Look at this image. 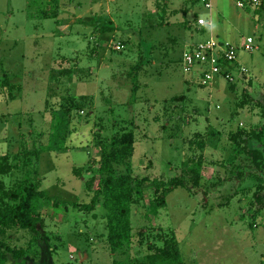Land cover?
I'll list each match as a JSON object with an SVG mask.
<instances>
[{"label":"rangeland","instance_id":"obj_1","mask_svg":"<svg viewBox=\"0 0 264 264\" xmlns=\"http://www.w3.org/2000/svg\"><path fill=\"white\" fill-rule=\"evenodd\" d=\"M162 4L61 0L60 16L42 19L45 10L56 11L48 0H0V89L5 74L19 86L12 89L11 100L0 91V156L19 153L24 143L30 149L47 146L52 125L47 100L56 108L69 94L94 99L89 114L81 113L76 121L69 150L44 152L35 163L40 189L50 198L40 207L42 237L27 258L7 264H135L151 252L143 242L171 233L180 244L182 264H264V192L256 200L260 174L248 153L261 147L250 133L264 127V10L258 14L237 8L232 0H214L209 12L202 3L187 0L198 23L200 16L212 17V28H199L195 21L191 28L184 23L160 27L177 22L161 13ZM212 37L240 48L238 62L248 75L237 74L234 82L220 77L205 87L188 79L183 53ZM248 38L258 48L251 53L243 50ZM143 57V86L131 104L128 73ZM65 68L73 71L60 79L58 72ZM181 95L185 101H172ZM102 120L133 123L132 167H119V175L130 170L135 178L181 177L192 155L190 142L204 138L207 144L201 186L187 178L153 216L149 205L155 195L147 183L144 199L133 207V243L116 254L107 244L102 202L92 214L73 207L91 200L85 188L90 176L79 178L73 170L100 156L93 131ZM119 127L111 126L104 136L112 137ZM241 130L244 135L233 141ZM23 179L22 170L3 178L8 187ZM54 201L63 205L55 207ZM29 238L21 231L13 242L22 247Z\"/></svg>","mask_w":264,"mask_h":264},{"label":"trees","instance_id":"obj_2","mask_svg":"<svg viewBox=\"0 0 264 264\" xmlns=\"http://www.w3.org/2000/svg\"><path fill=\"white\" fill-rule=\"evenodd\" d=\"M60 1L48 0L50 3L49 8H53L56 11L45 10L41 13V18H58L60 16ZM195 1L200 3L199 0ZM163 2L164 5L162 4L159 10L162 11V14H165L167 8H164V6L168 0H163ZM246 10H253L258 14L262 13L264 0H261L255 9L249 7ZM86 24H89V22ZM165 24L168 25L163 22L159 26L164 27ZM195 25L197 27L201 26L198 21L195 22ZM186 26L191 28L192 24L187 23ZM96 27L98 28L100 25ZM145 64V58H140L131 72L128 73V77L133 84L131 104L139 100L136 94L143 86L139 79ZM231 67L233 66H229V68ZM72 71L70 68H65L60 70L58 74L60 77L64 73H72ZM226 74L229 73L226 72ZM2 81L4 89H0V91H3L4 98L6 97V100L14 99L15 96L12 95V89L15 87V89H19V86L12 84L7 74L4 75ZM199 86L205 87L206 85L199 84ZM234 86L233 84L232 87L234 88ZM133 98L136 100H133ZM185 99L186 96L181 95L174 97L172 101H185ZM63 100L56 108L49 103V100L46 101L45 110L51 111L52 116L51 132L46 147L30 149L24 143L19 153L13 155L5 152L0 156V264H7L10 260H24L29 256L32 249L40 243L42 237L41 227L44 226L40 207L44 202L49 201L50 198L40 189L41 182L38 178L37 165L35 163H38L41 154L44 152L57 153L69 150V140L77 131V127H75L76 121H80L81 113H86L87 111V115L89 114L87 109H93L92 101L94 99L90 95L75 97L69 94ZM92 112L90 111V113ZM132 124H121L119 121L106 123L103 120L97 122L94 126L93 137L95 147L100 151V156L94 158L89 163V166L74 168L73 170L74 175L79 178H84V175L90 176L85 182V188L91 195L89 203H75L73 207L81 212L92 214L102 202L107 211L105 217L107 244L112 254L118 253L125 246H130L133 243L134 234L131 218L133 207L144 199L147 193V189H145L147 183H152L155 195L149 205V212L153 216H157L160 209L167 204L168 195L174 189L184 187L187 178H190L193 184L199 187L204 179L202 178V172L205 160L202 153L207 145L204 138L190 142L189 150L192 155L188 158L187 166H185L181 177H174L167 181L150 180L147 177L135 178L130 170L126 174L119 175V167L125 166L129 169L132 167L131 158L133 157L136 143L135 134L129 129ZM111 126L114 128L116 126L121 127L117 128L118 132L112 137L104 136V132ZM163 128H166V126ZM244 133V130L239 131L233 135L232 140L239 139ZM196 137L199 138L202 135L198 134ZM250 139L261 145V147H253L248 152L252 157L254 168L260 174V179H257L259 181L257 192L254 195L256 200H260V192L264 190V127L253 130L250 133ZM196 150L200 152H196ZM21 170L24 173V179L8 187L3 178ZM61 205H63L62 202L54 201L55 207ZM21 231L29 234L30 238L25 246L19 247L13 240L16 238V233ZM142 244H146L151 252L144 258L135 260V264H182L183 262L180 244L174 233L170 235L158 234L154 242H143Z\"/></svg>","mask_w":264,"mask_h":264},{"label":"built area","instance_id":"obj_3","mask_svg":"<svg viewBox=\"0 0 264 264\" xmlns=\"http://www.w3.org/2000/svg\"><path fill=\"white\" fill-rule=\"evenodd\" d=\"M199 1L204 5L207 11L212 12L214 0ZM232 1L237 8L241 10H246L249 7L255 9L261 2V0ZM199 24L203 27L204 25L210 28L213 26L211 19L200 20ZM256 49L258 48L254 46V40L248 38L247 43L243 46V50L251 53ZM239 50L240 48L238 46H235L230 42H220L213 37L197 44H193L183 53V72L191 81L206 86L211 85L220 77L228 82H234L237 74H249V69L241 66L238 62ZM229 66L233 67L229 68ZM226 72L229 74H226Z\"/></svg>","mask_w":264,"mask_h":264},{"label":"crops","instance_id":"obj_4","mask_svg":"<svg viewBox=\"0 0 264 264\" xmlns=\"http://www.w3.org/2000/svg\"><path fill=\"white\" fill-rule=\"evenodd\" d=\"M187 0H168V2H166L165 6L168 7L167 12L165 13V16H167L168 19H175V21L177 22H171L168 21L167 24L168 25H172V24H177L179 25V23H184V25L186 26L187 23L192 24L194 21L197 22L196 18L197 16L196 13H194L193 9L190 10V7L186 4ZM158 14V13H156ZM194 15L195 16V20L194 19H189V16ZM169 15V16H168ZM160 16V14L158 15ZM178 17V18H177ZM203 18L200 16L199 17V21L202 20ZM208 20L211 19L212 21V17L207 18ZM151 25V24H149Z\"/></svg>","mask_w":264,"mask_h":264},{"label":"flooded vegetation","instance_id":"obj_5","mask_svg":"<svg viewBox=\"0 0 264 264\" xmlns=\"http://www.w3.org/2000/svg\"><path fill=\"white\" fill-rule=\"evenodd\" d=\"M259 147H260V146H259ZM255 170H256V169H255ZM263 192H264V190H263ZM263 192H262V193H263ZM263 199H264V195H263ZM263 199H262V200H263ZM263 205H264V200H263Z\"/></svg>","mask_w":264,"mask_h":264}]
</instances>
